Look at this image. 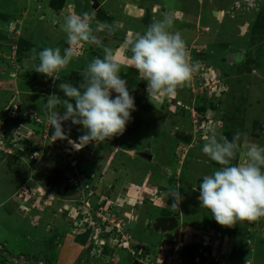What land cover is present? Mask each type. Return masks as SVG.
<instances>
[{
    "label": "rangeland",
    "instance_id": "obj_1",
    "mask_svg": "<svg viewBox=\"0 0 264 264\" xmlns=\"http://www.w3.org/2000/svg\"><path fill=\"white\" fill-rule=\"evenodd\" d=\"M92 12L110 31L67 44L64 18ZM165 13L196 71L174 95L149 97L126 41ZM45 47H72L58 80L28 66ZM104 47L124 59L136 111L123 135L81 147L85 130L67 121L56 139L46 104L66 99L60 83L79 87ZM213 129L238 137L233 164L264 146V0H0V264H264V218L223 226L201 208V177L220 167L201 151Z\"/></svg>",
    "mask_w": 264,
    "mask_h": 264
},
{
    "label": "clouds",
    "instance_id": "obj_2",
    "mask_svg": "<svg viewBox=\"0 0 264 264\" xmlns=\"http://www.w3.org/2000/svg\"><path fill=\"white\" fill-rule=\"evenodd\" d=\"M94 17V12L66 16L61 29L66 34L67 44L100 43V34L110 31L111 26L108 22L95 20L93 28ZM174 22V16L165 13L162 18L154 19L143 33H135L126 41L131 53V67L137 70L140 79L146 81L149 97L174 95L196 71V66L188 59L181 33L173 30ZM103 52V58H94L80 74L83 82L79 87L67 82L59 84L66 99L52 96L54 100L46 104V118L56 139L65 138L62 125L67 121L85 130L76 144L81 147L125 132L132 112L136 111L135 99L128 90L127 81L121 78V65L114 59L112 50L104 47ZM72 59V47L65 48L63 54L59 47H45L34 52L28 66L36 73L58 80ZM61 108L64 109L62 113ZM201 151L220 165L211 174L201 177L198 196L201 208H206L223 226L264 218V146L251 144L243 153L245 162L233 164L240 151L238 137L231 141L223 135L218 138L213 129ZM172 198L178 203L182 196L174 190ZM99 230L102 231L100 226ZM96 242L104 246L102 238ZM117 245L128 253L131 250L124 239ZM137 258L134 256L132 261Z\"/></svg>",
    "mask_w": 264,
    "mask_h": 264
},
{
    "label": "trees",
    "instance_id": "obj_3",
    "mask_svg": "<svg viewBox=\"0 0 264 264\" xmlns=\"http://www.w3.org/2000/svg\"><path fill=\"white\" fill-rule=\"evenodd\" d=\"M123 144H126V143H123ZM128 146V145H127ZM156 207V206H155ZM159 208H161V207H159ZM163 213H164V215L163 216H166V215H168L171 211H169L168 210V208H166V209H162L161 210ZM162 215V214H161ZM167 217H171V215L170 216H167ZM147 222H149V220H148V218H147ZM241 233V232H240ZM241 235H243V234H241ZM238 236V238H239V240H241V237L242 236ZM243 238H244V235H243ZM246 238V237H245ZM245 240V239H244ZM161 241H159L158 243L156 242V245H154V246H151V245H149V244H146V246L144 247V249H145V251H144V253H146L147 251H149V247L151 248L152 247V249L154 250V249H158L159 248V246H160V243ZM155 253H157V251L155 252L154 251V254L153 255H150V259L152 260V257H154V255H155ZM148 255V254H147ZM242 258H244V256L242 257ZM245 259V258H244ZM190 261V260H189ZM243 261H245V260H243ZM190 264H195V261H194V259H191V261H190Z\"/></svg>",
    "mask_w": 264,
    "mask_h": 264
},
{
    "label": "water",
    "instance_id": "obj_4",
    "mask_svg": "<svg viewBox=\"0 0 264 264\" xmlns=\"http://www.w3.org/2000/svg\"><path fill=\"white\" fill-rule=\"evenodd\" d=\"M213 12V11H212ZM219 11L218 10H216L215 12H214V14H213V17H216L217 19L219 18ZM128 152H130V153H133V151L131 152V151H128ZM142 156L143 157H146L147 159H151V155L150 154H147V153H143L142 154Z\"/></svg>",
    "mask_w": 264,
    "mask_h": 264
},
{
    "label": "crops",
    "instance_id": "obj_5",
    "mask_svg": "<svg viewBox=\"0 0 264 264\" xmlns=\"http://www.w3.org/2000/svg\"><path fill=\"white\" fill-rule=\"evenodd\" d=\"M119 55H120V56H119V59L124 58V57L122 56V54H119ZM116 57H117V55H115L114 59H116ZM127 59H128V58H127ZM122 61H124V59H123ZM122 61H119V62H122Z\"/></svg>",
    "mask_w": 264,
    "mask_h": 264
},
{
    "label": "flooded vegetation",
    "instance_id": "obj_6",
    "mask_svg": "<svg viewBox=\"0 0 264 264\" xmlns=\"http://www.w3.org/2000/svg\"><path fill=\"white\" fill-rule=\"evenodd\" d=\"M211 12V11H210ZM55 182V181H54ZM51 192H52V194L54 195V193H55V187H53V188H51Z\"/></svg>",
    "mask_w": 264,
    "mask_h": 264
},
{
    "label": "built area",
    "instance_id": "obj_7",
    "mask_svg": "<svg viewBox=\"0 0 264 264\" xmlns=\"http://www.w3.org/2000/svg\"><path fill=\"white\" fill-rule=\"evenodd\" d=\"M248 4H249V5H251V3H250V2H249ZM145 264H147V263H145Z\"/></svg>",
    "mask_w": 264,
    "mask_h": 264
},
{
    "label": "bare ground",
    "instance_id": "obj_8",
    "mask_svg": "<svg viewBox=\"0 0 264 264\" xmlns=\"http://www.w3.org/2000/svg\"><path fill=\"white\" fill-rule=\"evenodd\" d=\"M125 63V62H124ZM123 66V65H122ZM192 163V162H191Z\"/></svg>",
    "mask_w": 264,
    "mask_h": 264
}]
</instances>
